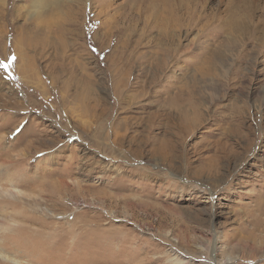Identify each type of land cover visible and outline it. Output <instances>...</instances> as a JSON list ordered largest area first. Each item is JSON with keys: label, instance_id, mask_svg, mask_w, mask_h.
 I'll use <instances>...</instances> for the list:
<instances>
[{"label": "rangeland", "instance_id": "obj_1", "mask_svg": "<svg viewBox=\"0 0 264 264\" xmlns=\"http://www.w3.org/2000/svg\"><path fill=\"white\" fill-rule=\"evenodd\" d=\"M3 161L0 264H264V0H0Z\"/></svg>", "mask_w": 264, "mask_h": 264}, {"label": "bare ground", "instance_id": "obj_2", "mask_svg": "<svg viewBox=\"0 0 264 264\" xmlns=\"http://www.w3.org/2000/svg\"><path fill=\"white\" fill-rule=\"evenodd\" d=\"M5 163L6 162H2V163H0V165L2 166L3 164L5 165ZM0 171H1V169H0ZM4 173V172H3ZM0 175H2L1 173H0ZM5 176V175H4ZM2 177V176H1ZM4 179V178H3ZM10 179V178H9ZM1 180V179H0ZM20 193V191H18V190H5L4 189V187H2V185H1V183H0V199L1 198H4V197H12V198H17V194H19ZM3 200V199H2ZM1 201V200H0ZM6 200L4 199V201L3 202H5ZM3 202H1V203H3ZM8 202V201H7ZM7 223V221H4L3 220V222H0V231L1 230H4V231H6V230H8L9 228H10V224H6ZM256 250H258V248H256ZM0 253L1 254H3L4 252L2 251V248H0ZM3 257L5 258V259H10L11 257H10V255H7V254H4L3 255ZM177 258H178V255H177ZM180 258V257H179ZM179 260V259H178ZM52 261V260H51Z\"/></svg>", "mask_w": 264, "mask_h": 264}, {"label": "snow or ice", "instance_id": "obj_3", "mask_svg": "<svg viewBox=\"0 0 264 264\" xmlns=\"http://www.w3.org/2000/svg\"><path fill=\"white\" fill-rule=\"evenodd\" d=\"M11 59H12V60H15V56L11 57ZM3 66H4V67H7L8 64H7V63H4Z\"/></svg>", "mask_w": 264, "mask_h": 264}]
</instances>
